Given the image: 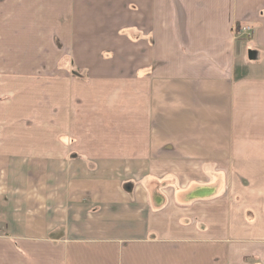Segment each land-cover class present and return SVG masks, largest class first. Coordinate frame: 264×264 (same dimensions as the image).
<instances>
[{
    "label": "crops",
    "instance_id": "obj_1",
    "mask_svg": "<svg viewBox=\"0 0 264 264\" xmlns=\"http://www.w3.org/2000/svg\"><path fill=\"white\" fill-rule=\"evenodd\" d=\"M0 264H264V0H0Z\"/></svg>",
    "mask_w": 264,
    "mask_h": 264
},
{
    "label": "built area",
    "instance_id": "obj_2",
    "mask_svg": "<svg viewBox=\"0 0 264 264\" xmlns=\"http://www.w3.org/2000/svg\"><path fill=\"white\" fill-rule=\"evenodd\" d=\"M243 31L246 32L247 34L251 33L252 35V29L250 27H245Z\"/></svg>",
    "mask_w": 264,
    "mask_h": 264
},
{
    "label": "rangeland",
    "instance_id": "obj_3",
    "mask_svg": "<svg viewBox=\"0 0 264 264\" xmlns=\"http://www.w3.org/2000/svg\"><path fill=\"white\" fill-rule=\"evenodd\" d=\"M251 36H252L251 33L247 34L248 39H249Z\"/></svg>",
    "mask_w": 264,
    "mask_h": 264
}]
</instances>
